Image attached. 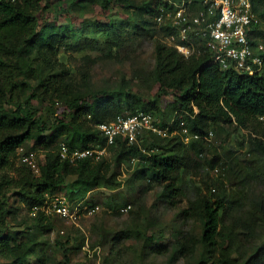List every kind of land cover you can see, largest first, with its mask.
<instances>
[{"label": "trees", "instance_id": "obj_1", "mask_svg": "<svg viewBox=\"0 0 264 264\" xmlns=\"http://www.w3.org/2000/svg\"><path fill=\"white\" fill-rule=\"evenodd\" d=\"M252 3L255 13L264 16V9L258 8L264 0ZM167 4L168 0H0V256L9 257L12 264H30L31 255L45 261L43 242L26 239V231L32 228L20 227L13 215V195L30 211L37 209L34 219L45 225L52 214L40 207L49 195L66 190L67 197L74 200L75 192L85 194L89 185L111 186L124 163L136 158L143 165L139 176L150 174L163 183L162 196L175 205L180 172L193 161L182 149L186 143L177 131L181 120L192 133L206 134L216 124L248 129L251 150L264 157V122L259 118L264 114V73L221 68L212 62L204 46L199 53L185 56L166 40L170 26L157 22L161 7ZM88 5L99 6L98 14L104 19H88ZM255 29H259L258 21ZM129 32L155 41V99L127 83L116 89L76 92L70 82V68L59 57L61 49L84 43L92 47L97 34L127 40L125 34ZM25 89L28 94L22 97ZM162 97H172L179 106L170 118L171 131L176 130L173 136L148 132L134 143L119 137L109 147L111 161L105 156L72 162L61 156L63 142L71 149L106 145L99 124L138 111L155 115L161 111L158 99ZM56 99L64 100V108L49 123L42 109L54 108ZM33 141L42 152L38 171L18 162L19 147ZM200 141L191 139L188 143ZM218 161L219 155H215L209 163L214 166ZM222 208V200L209 199L190 201L183 208L186 216L201 219L203 233L200 239H179V254H191L194 244L201 241L208 246L209 256L198 264H235L231 257L233 237L221 226ZM163 247L159 244L157 249ZM244 264H264V245Z\"/></svg>", "mask_w": 264, "mask_h": 264}, {"label": "rangeland", "instance_id": "obj_2", "mask_svg": "<svg viewBox=\"0 0 264 264\" xmlns=\"http://www.w3.org/2000/svg\"><path fill=\"white\" fill-rule=\"evenodd\" d=\"M258 8L263 10L264 4ZM98 13L99 6L86 7L88 19H104ZM257 17L259 29L254 36L264 39V16L258 13ZM62 18L65 22L64 15ZM125 35L127 40L116 41L97 34L92 47L84 43L61 49L59 57L70 68V82L76 92L116 89L127 83L128 87L155 99V41L142 33ZM27 92L23 90L21 96L26 97ZM64 103L56 99L54 108L44 107L45 120L52 123ZM158 105L161 111L155 112V117L160 126L167 128L179 106L172 97L158 99ZM175 131L170 127L169 134L161 136H173ZM209 131H213L211 140L195 145L184 141L186 144L182 145L193 161L180 172L175 205L162 196L163 183L150 174L139 176L143 170L139 161L124 163L117 182L111 186L89 185L85 194L76 189L74 200L99 208L93 213L80 211L75 218L52 215L50 222L40 225L34 219L37 213L13 195V215L20 227L32 228L26 231L25 238L43 242L45 261L31 255L30 264H198L209 256L208 246L201 241L194 244L187 256L177 252L179 239L190 236L200 239L203 233L201 219L182 212L190 201L198 199L223 201L221 226L233 237L231 257L235 264H244L264 245V157L251 150L248 129L216 124ZM34 145L33 141L23 150L18 149L19 163L28 164L23 154L31 152L38 168L42 152L38 144L37 148ZM215 155H219V161L212 166L209 161ZM105 156L113 159L110 148ZM61 192L69 196L66 190ZM159 244L164 245L163 249H157ZM0 264H12V260L0 256Z\"/></svg>", "mask_w": 264, "mask_h": 264}, {"label": "built area", "instance_id": "obj_3", "mask_svg": "<svg viewBox=\"0 0 264 264\" xmlns=\"http://www.w3.org/2000/svg\"><path fill=\"white\" fill-rule=\"evenodd\" d=\"M156 19L158 23L170 26L166 40L185 56L199 53L201 46H204L211 53L212 62L221 68H234L252 74L264 73V39L254 36V32H257V14L252 0H168ZM259 118L264 122V114ZM171 125L172 122L167 128L160 126L152 112L118 115L110 122L99 124L106 137V145L71 149L63 142L60 154L72 162L86 157L101 159L119 137L134 143L148 132L167 136ZM179 127L185 142L191 139L211 140L213 136V131L206 134L192 133L185 120L180 121ZM23 147L19 149L23 150ZM30 153L23 154L24 160L37 171L36 159ZM132 161H136V158ZM83 206V202L70 200L64 193H55L48 196L40 209L47 214L75 218L80 211L93 213L99 208L98 205Z\"/></svg>", "mask_w": 264, "mask_h": 264}]
</instances>
